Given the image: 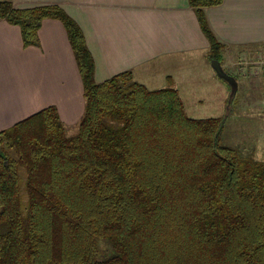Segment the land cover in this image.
Listing matches in <instances>:
<instances>
[{"label":"trees","instance_id":"1","mask_svg":"<svg viewBox=\"0 0 264 264\" xmlns=\"http://www.w3.org/2000/svg\"><path fill=\"white\" fill-rule=\"evenodd\" d=\"M223 1L189 0L219 62L205 9ZM0 19L25 47L61 21L85 100L72 136L55 106L0 131V264H264V161L222 143L224 117H190L177 89L130 71L97 83L57 5L0 0Z\"/></svg>","mask_w":264,"mask_h":264},{"label":"crops","instance_id":"2","mask_svg":"<svg viewBox=\"0 0 264 264\" xmlns=\"http://www.w3.org/2000/svg\"><path fill=\"white\" fill-rule=\"evenodd\" d=\"M45 4L61 7L82 29L97 83L130 71L150 90L177 89L186 108L216 100L226 112L229 84L211 65L209 40L189 0H14L15 8ZM205 15L224 45L223 69L238 66L228 71L237 82L232 105L241 91L264 90V0H224ZM38 37V46L25 47L20 28L0 19V131L49 106L66 128L78 126L84 113L82 79L64 25L45 19ZM254 147V156L264 152V143Z\"/></svg>","mask_w":264,"mask_h":264},{"label":"rangeland","instance_id":"3","mask_svg":"<svg viewBox=\"0 0 264 264\" xmlns=\"http://www.w3.org/2000/svg\"><path fill=\"white\" fill-rule=\"evenodd\" d=\"M212 65V62H211ZM245 67V65H242ZM238 67V66H237ZM236 67V69H237ZM235 68L228 66L224 67V70L228 73L234 71ZM233 75V74H232ZM236 77V75H233ZM238 76V75H237ZM237 78V77H236ZM238 79V78H237ZM258 89L260 85L258 84ZM149 87H156L154 84H150ZM198 87V86H197ZM203 87V85L201 86ZM227 88V87H226ZM228 88L225 91L226 112L223 115L221 108H218L216 100L211 102H206L204 106L198 105L197 108L185 107L186 112L190 117L203 119L209 117H224L225 123L221 135L222 143L228 146H237L242 148L246 152L255 153V147L257 144L264 143V90L257 92H246L241 91L239 97L236 101L232 102L233 97L231 98V86L228 85ZM154 89V88H150ZM203 95V93L196 90L195 93ZM181 95H185V92L181 91ZM220 95V94H219ZM215 99L216 95L214 94ZM251 99V100H250ZM250 102L257 101L258 105L253 106L248 104ZM229 102V103H228ZM187 103V98H186ZM198 109L197 111H195ZM261 111V112H260ZM228 112V115H227ZM261 114V115H259ZM78 126L75 128H67V133L69 136L74 135L77 132ZM256 159L264 160V152L259 151L257 155L255 154Z\"/></svg>","mask_w":264,"mask_h":264},{"label":"water","instance_id":"4","mask_svg":"<svg viewBox=\"0 0 264 264\" xmlns=\"http://www.w3.org/2000/svg\"><path fill=\"white\" fill-rule=\"evenodd\" d=\"M212 66L218 76L222 79H224L230 86H231V98L235 95L237 91V82L234 77L229 75L225 70L223 69L222 65L220 64L219 61L213 60L212 61Z\"/></svg>","mask_w":264,"mask_h":264}]
</instances>
